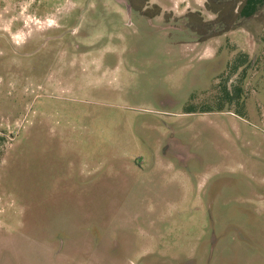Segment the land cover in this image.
<instances>
[{"label":"rangeland","instance_id":"rangeland-1","mask_svg":"<svg viewBox=\"0 0 264 264\" xmlns=\"http://www.w3.org/2000/svg\"><path fill=\"white\" fill-rule=\"evenodd\" d=\"M243 2L0 0V264H264Z\"/></svg>","mask_w":264,"mask_h":264},{"label":"trees","instance_id":"trees-1","mask_svg":"<svg viewBox=\"0 0 264 264\" xmlns=\"http://www.w3.org/2000/svg\"><path fill=\"white\" fill-rule=\"evenodd\" d=\"M263 1L264 0H245V2H243V4L241 6H239L240 11L236 14V16H238L237 18H239L240 16H242L244 18V17H251V16L255 15L259 11L260 4H263ZM221 9L224 11L225 10L224 6H221V8L218 7L217 9H215V12H219V11H221ZM230 16H231V14H230ZM221 17H223L222 14L220 15V18ZM242 17H240V18H242ZM220 20L223 21V19H220ZM225 21H227V20H225ZM232 25L230 28H233Z\"/></svg>","mask_w":264,"mask_h":264},{"label":"crops","instance_id":"crops-1","mask_svg":"<svg viewBox=\"0 0 264 264\" xmlns=\"http://www.w3.org/2000/svg\"><path fill=\"white\" fill-rule=\"evenodd\" d=\"M80 181H82V183H86V184H92V183H97V182H99V181H96L94 178H90V177H88V178H86V179H81ZM88 185H87V187H88Z\"/></svg>","mask_w":264,"mask_h":264},{"label":"flooded vegetation","instance_id":"flooded-vegetation-1","mask_svg":"<svg viewBox=\"0 0 264 264\" xmlns=\"http://www.w3.org/2000/svg\"><path fill=\"white\" fill-rule=\"evenodd\" d=\"M77 47H79V45H77ZM77 47H76V48H77Z\"/></svg>","mask_w":264,"mask_h":264}]
</instances>
